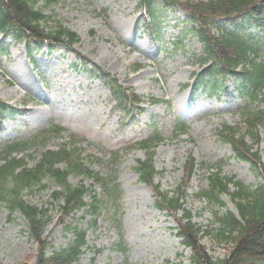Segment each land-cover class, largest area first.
Instances as JSON below:
<instances>
[{
  "label": "rangeland",
  "instance_id": "1",
  "mask_svg": "<svg viewBox=\"0 0 264 264\" xmlns=\"http://www.w3.org/2000/svg\"><path fill=\"white\" fill-rule=\"evenodd\" d=\"M32 1H37L38 7L45 3ZM139 3L140 0H61L45 12H53L56 20L77 33L79 41L74 52L144 99V112L126 130L117 129L120 114L111 111L109 92L88 72L73 69L78 62L74 53L60 50L47 55L44 49L36 57L43 75L30 64L25 43L0 38V47L8 48L1 61L0 99L19 112L3 123L0 143L21 139L27 131L61 125L81 142L83 158L92 170L109 179L116 176L121 186L119 212L107 209L97 229H88L90 249L78 264H191V251L183 247L176 235L177 219L182 214L175 219L158 210L152 190L139 181L136 172L138 163L147 156L144 150L132 146L154 129L165 137L154 157V167L160 173L154 183L163 192L174 191L185 179L190 153L197 162L196 174L188 184L191 195L207 188L206 167L213 165L221 166L225 176L236 177L246 186L256 188L262 184L257 169L235 158L232 148L216 136L223 124L236 125L241 120L238 111L242 105L233 83L227 82V90L220 97L185 89L192 83L197 68L195 56L202 51L198 40L187 33L190 27L184 22L185 14L180 10L163 13L158 23L160 37L151 39L140 27L145 14L139 11ZM105 8L107 17L102 15ZM151 99L162 103L150 105ZM177 119L189 126L188 135L178 139L173 137ZM260 138L259 155L264 163V127ZM67 140L68 135H64L49 147L55 150ZM70 183L90 184L82 177H71ZM51 189L49 185L48 190L28 197L34 205L48 208L53 220L46 234L54 247L61 248L69 237H65L61 226L58 206L51 201ZM96 191L102 192L99 187ZM222 201L225 208L208 201L189 200L193 222L204 229H217L215 212H236L227 196H222ZM72 219L83 229L88 228L89 217L83 213ZM120 241L125 253L116 249ZM201 245L216 258L226 257L231 248L213 236L205 238ZM36 251L21 216L10 221L8 212L0 208V264H33Z\"/></svg>",
  "mask_w": 264,
  "mask_h": 264
},
{
  "label": "trees",
  "instance_id": "2",
  "mask_svg": "<svg viewBox=\"0 0 264 264\" xmlns=\"http://www.w3.org/2000/svg\"><path fill=\"white\" fill-rule=\"evenodd\" d=\"M59 1L46 0L45 8ZM158 1L163 2L165 8H183L192 31L202 43L203 54L196 60L201 67L197 85L203 86L209 95H217L222 91L223 81L230 76L241 81V86L237 89L243 98L249 99L251 104L257 101L262 103V108L256 112H250L247 106L243 116L248 135L256 145L257 128L264 124V58L260 55L264 46V0H142V7L153 21ZM36 5L37 2L31 0H0V32L11 33L18 39L27 34L34 40L65 43L69 46L78 41V36L62 27L59 22L55 28H49V23H54L53 16L44 14L43 8ZM220 22H224L223 27L219 26ZM97 74L109 87L115 99V109L131 111L137 115L134 107L141 102L140 98L122 88L108 74ZM175 131L178 135L187 133L181 122H178ZM63 132V128L54 126L21 142L0 147V203L10 213V219L17 213L24 217L29 236L37 245V253L33 256L34 264L79 262L87 246V232L78 227L67 226V232L73 233L74 239L59 250L53 249L45 236L46 227L52 220L49 210L31 204L25 193L35 194L33 190L36 187L41 192L46 188L42 184L43 180L49 178L57 187L51 193V199L58 206L62 217L68 221L72 214L85 211L91 218V228L97 227L108 207L119 208L122 197L116 176L104 178L86 166L82 151L76 146L77 142L62 143L57 150L43 151L50 140L60 137ZM217 136L223 143H231L239 158L250 161V157L252 160L258 158L251 153L253 146L246 144V135H240L239 129L224 125ZM162 141V135L155 132L135 145L147 153V159L139 163L137 171L140 180L152 187L156 196L155 205L159 210L167 211L175 217L179 212L182 213L180 220L177 219L178 236L191 249L192 263L264 264V184L251 189L234 178L223 177L221 170L209 172L205 176L208 187L194 197L207 198L213 204L224 206L220 197L226 194L234 203L238 215L231 211L222 216L215 213L220 229L216 233L208 229L203 231L193 222L192 213L187 208V186L182 184L170 193L162 192L153 183L157 174L153 166L154 149ZM30 150L34 151L32 156L36 154L34 159L40 156L33 167L29 163L32 156L27 153ZM14 153L26 155L16 158ZM60 165L64 167L60 168ZM195 168V159L190 155L185 167L188 182L195 175ZM71 175L84 176L92 184L89 187L73 186L69 183ZM262 175L264 176V167ZM96 186L102 188V194L96 192ZM205 236H214L219 242L230 244L229 254L223 259L212 257L199 246ZM117 250L126 251L123 243L118 244Z\"/></svg>",
  "mask_w": 264,
  "mask_h": 264
}]
</instances>
